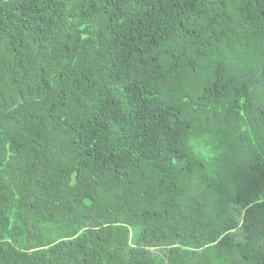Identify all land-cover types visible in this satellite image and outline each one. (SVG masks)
Returning a JSON list of instances; mask_svg holds the SVG:
<instances>
[{
	"label": "trees",
	"instance_id": "16d2710c",
	"mask_svg": "<svg viewBox=\"0 0 264 264\" xmlns=\"http://www.w3.org/2000/svg\"><path fill=\"white\" fill-rule=\"evenodd\" d=\"M0 264H264V0H0Z\"/></svg>",
	"mask_w": 264,
	"mask_h": 264
}]
</instances>
